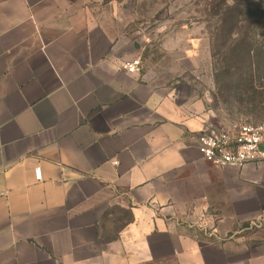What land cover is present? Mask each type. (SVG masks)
Wrapping results in <instances>:
<instances>
[{"label": "crops", "instance_id": "crops-1", "mask_svg": "<svg viewBox=\"0 0 264 264\" xmlns=\"http://www.w3.org/2000/svg\"><path fill=\"white\" fill-rule=\"evenodd\" d=\"M130 3L0 0V264H264V163L211 165L194 89L124 70ZM193 34L164 42L184 69Z\"/></svg>", "mask_w": 264, "mask_h": 264}, {"label": "rangeland", "instance_id": "rangeland-1", "mask_svg": "<svg viewBox=\"0 0 264 264\" xmlns=\"http://www.w3.org/2000/svg\"><path fill=\"white\" fill-rule=\"evenodd\" d=\"M220 0H131V7L136 10L138 20L129 29L130 37L137 43H143L141 54V75L145 80L152 82L159 89L168 91L181 85L189 84L204 103L209 116V126L218 132L226 130L234 124L259 125L264 120L238 115L239 108L235 105L228 108L219 98L220 90L215 77L212 59L214 42L211 25L215 19L211 16L212 6ZM258 8L264 10V0H257ZM183 29L195 30L194 40L204 37L203 51L197 52V65L192 69H184L176 55L165 49V40L168 35L177 36ZM174 39V38H173ZM177 39L176 42L181 40ZM175 41V40H174ZM206 45V46H205ZM200 46V44H199ZM209 47L211 64L205 65L206 48ZM201 49V46H200ZM180 52L177 50V53ZM203 52V53H202ZM173 54V53H172ZM175 57V58H174ZM203 61V62H202ZM223 78L220 79L221 86ZM245 112V110H243ZM257 227L242 226L238 237L251 238L256 234ZM229 236H233L231 233Z\"/></svg>", "mask_w": 264, "mask_h": 264}, {"label": "trees", "instance_id": "trees-1", "mask_svg": "<svg viewBox=\"0 0 264 264\" xmlns=\"http://www.w3.org/2000/svg\"><path fill=\"white\" fill-rule=\"evenodd\" d=\"M211 16L219 98L241 108L238 115L264 120V10L257 0H220Z\"/></svg>", "mask_w": 264, "mask_h": 264}, {"label": "built area", "instance_id": "built-area-1", "mask_svg": "<svg viewBox=\"0 0 264 264\" xmlns=\"http://www.w3.org/2000/svg\"><path fill=\"white\" fill-rule=\"evenodd\" d=\"M124 70L140 74L141 59L127 63ZM198 145L204 160L218 168L264 163V123L234 124L220 132L210 126L199 135ZM36 175L37 179L41 178L40 169H36Z\"/></svg>", "mask_w": 264, "mask_h": 264}]
</instances>
